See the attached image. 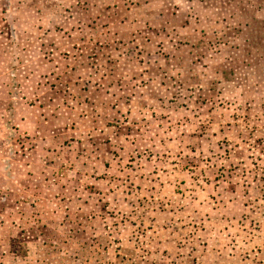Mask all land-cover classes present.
Segmentation results:
<instances>
[{"label": "rangeland", "instance_id": "obj_1", "mask_svg": "<svg viewBox=\"0 0 264 264\" xmlns=\"http://www.w3.org/2000/svg\"><path fill=\"white\" fill-rule=\"evenodd\" d=\"M0 264H264V0H0Z\"/></svg>", "mask_w": 264, "mask_h": 264}, {"label": "trees", "instance_id": "obj_2", "mask_svg": "<svg viewBox=\"0 0 264 264\" xmlns=\"http://www.w3.org/2000/svg\"><path fill=\"white\" fill-rule=\"evenodd\" d=\"M18 45H19V44L16 45V48H17ZM14 47H15V46H14Z\"/></svg>", "mask_w": 264, "mask_h": 264}, {"label": "crops", "instance_id": "obj_3", "mask_svg": "<svg viewBox=\"0 0 264 264\" xmlns=\"http://www.w3.org/2000/svg\"><path fill=\"white\" fill-rule=\"evenodd\" d=\"M48 143H50V142H48Z\"/></svg>", "mask_w": 264, "mask_h": 264}]
</instances>
